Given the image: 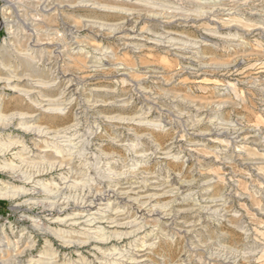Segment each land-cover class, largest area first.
I'll return each mask as SVG.
<instances>
[{"label":"rangeland","instance_id":"1","mask_svg":"<svg viewBox=\"0 0 264 264\" xmlns=\"http://www.w3.org/2000/svg\"><path fill=\"white\" fill-rule=\"evenodd\" d=\"M41 1L0 0V65L21 67L18 54L35 36L34 44L54 39L56 46L48 48L56 54L45 57L39 50L35 64L47 83L54 70L71 80L73 101L54 113L38 111L28 125L55 131L79 125L75 146L59 140L50 148L74 163L65 174L75 180L58 191L52 154L41 159L34 183L24 179L35 169L0 170L1 181L31 189L28 196L0 198L6 203L0 207V257L14 264L34 242L19 264H30L50 244L62 262L84 253L88 264H98L96 245L133 252L132 242H145L152 245L145 253L134 251L146 254L136 257L147 259L143 264H264V0H95L100 10L83 6L63 14L44 10ZM126 17H132L128 30L164 46L127 49L114 28ZM65 30H73L82 52L70 51ZM170 39L179 44L172 51ZM46 85V93L58 98L60 90ZM17 97L0 83V164L22 150L9 152L11 141L31 146L35 139L18 119L7 121L32 111ZM97 101L103 106L94 109ZM143 174L156 182L149 191L160 197L154 204L167 208L176 223L149 217L141 234L136 227L124 231L133 233L127 237L64 247L56 232L70 224L53 222L55 210L35 203L52 197L47 201L76 208L90 191L134 184ZM127 212L128 221L135 211Z\"/></svg>","mask_w":264,"mask_h":264},{"label":"bare ground","instance_id":"2","mask_svg":"<svg viewBox=\"0 0 264 264\" xmlns=\"http://www.w3.org/2000/svg\"><path fill=\"white\" fill-rule=\"evenodd\" d=\"M41 2L44 10L50 9L51 11L58 12L60 14L76 11V9L81 8L83 6L86 8L89 7L93 10H100L99 3L95 0H81L80 2H75L72 0H43ZM84 2H86V5H83ZM100 8L102 9V7ZM213 18L210 22L218 24V20H215ZM94 21L90 20L88 21V23H92V25L94 23L96 24L97 21ZM131 22L132 17H126V20L114 25V28L117 31L120 30L118 31V34H123L120 36V39L124 41L123 45L127 49H134L136 47L144 48L146 44H153L157 47L164 46L162 43V45L159 44V42L149 43V41H147L145 37H140L139 34H135V31L128 30L126 27L130 25ZM103 25H106V23H103ZM64 33L66 41H68L70 45L69 49L71 52H74L77 49H79L78 52H80L82 50L81 48H84L83 44H80L78 41H74L75 33L73 32V30H65ZM50 34L51 33H49V35ZM36 40H38V38H36L35 36L34 43H36ZM170 40L169 42L171 44L168 46H166L165 44V46L172 51L171 47H175L179 44H177L178 42L172 44V42L174 41H172L173 39ZM34 43L30 45L27 51L20 52L18 54V57L23 64H21V67H17L14 69L12 67H3L0 65V83L5 85L6 90L16 93L18 96V101H28V108L32 110L29 113L12 114L10 118L8 117L9 119L7 121L10 120L12 121L11 123H13L15 119H18L20 121L19 126L21 127L23 132H25L26 134L29 133L35 138L31 143V146H27L25 139L24 141H11L7 146L9 152H14L20 148L22 150L21 152L14 153L15 158L12 160V162L0 164V170L3 172H10L12 174H16L21 171V167H29L35 169L38 172L36 171L33 175H29L27 179H24L25 181L28 180L27 182H30L29 180H31L32 183H34V179L38 177H35V174L39 173V170L42 167H40V165H42L41 159L45 158L48 154H52V157H54V161H52L51 170L56 169L60 172L59 183L57 185H54L57 187L58 191H62V189H65L67 187L68 183L73 182L71 181V179L75 180L74 176H69L68 174H65L66 167H69L67 168V170H69L70 168H72L74 163H72V161L65 160V156L60 155L63 154L61 152L62 150L56 151L57 155H54L55 151H52V149L50 148H55L56 146L54 147V143L59 140H66L65 142L70 143L69 147L75 146L74 142L80 139L81 137V128H79L78 124H72L66 127V129L64 128V130L62 131H55L47 126L43 127L28 125V120H35L37 117L36 113H38V111L44 112V110H47L48 112L54 113L59 110V106H64L65 104H72L71 94L74 91L73 84L71 83V80L61 78L59 76V72H57L56 70H54V72L50 74L48 83L43 80V77H41L39 74L40 71L36 66L37 64H35L36 54L39 50H41L43 56H52L56 54L57 51L49 50L48 47H54L56 45L54 39L49 38L42 43H40L39 41L37 44ZM177 47L173 48V50L176 52H180L181 48ZM180 58L184 59L186 57L181 56ZM24 83L25 85L27 84V89L20 88L21 85ZM46 84H51V92L53 91L55 93V91L60 90L58 98L54 97L56 96L54 94L49 95L48 93H46ZM92 105V107L96 109L102 107L103 103L101 104L100 101H97ZM1 109L2 106L0 107V111ZM118 119H120L118 118V116L111 117L112 121H118ZM238 134V138H240L242 133ZM17 162H19V164ZM258 164L259 163H253V165L255 166ZM27 171L28 170H26L25 173ZM18 174H22V172ZM69 174L71 175V173ZM154 184H156V182H150L148 180V174L147 176H144L143 174L140 180L134 184H128L125 186L109 185L105 188L97 190L96 192L90 191L88 195L83 199L82 203L76 208H69V204L66 203L65 200L63 202L47 201L50 200L52 197H45L43 201H37L35 203L48 204L51 208L55 210L57 217H55L56 214L52 215L53 218H51V220L53 222H57L60 224H70V230L66 232L62 230L56 232L58 239L64 247H70L75 245L87 246L91 245V243H94L96 241H100V243H103L104 241H110L112 239L114 240L118 237L122 238L130 236L133 233H124V231L136 227H139L137 229V233L141 234L147 226L144 221L147 220L149 217H156L159 219H164L168 217V220H171L172 224L176 223L177 217L168 212V210H165L167 208H160L156 206V204H154L155 200L157 198H160L156 194L149 193V191L151 190H156V187L153 186ZM26 186L27 185H25V187H19L16 184H13L12 182H3L0 180V198L5 200H14L21 196H28L31 189H28ZM60 186H63L64 188H60ZM38 187L39 185L37 183L34 186V191L37 190ZM45 188L48 187L45 186ZM102 206H105V208L103 209ZM72 209H74V212L70 214L69 211H71ZM127 210L135 211L129 213L132 214V218L130 217V220L128 219V221L126 219L127 217H125L128 214ZM67 213H69L68 216H66ZM79 225L84 226V229H78L77 231L73 230ZM142 244L144 245L140 246L132 242L130 245L134 246V251L144 253L152 246L151 244V246L145 245V242ZM96 247H98L99 252L95 254L96 257L93 261H99L97 262L98 264H143L147 261V259L138 261V259L136 258H143L146 256V254H135L134 251L130 252L128 249H125L122 252H117L119 250L116 249L109 252L107 250H103V248H101L100 246L96 245ZM32 248H34V242H29L26 246L25 252L18 253L14 256V264L21 263L20 259L22 255L27 251H30ZM1 254H3L2 251L0 255ZM76 257V260L62 262L61 260H59L58 254L54 251L53 245L50 244L49 249L46 253H44L43 255H39L37 258H30L29 262L30 264H88V258L85 257L84 253H79L76 255ZM123 258H125L126 260L122 261ZM119 261H122L124 263H119ZM6 263L7 262H5L0 257V264Z\"/></svg>","mask_w":264,"mask_h":264},{"label":"trees","instance_id":"3","mask_svg":"<svg viewBox=\"0 0 264 264\" xmlns=\"http://www.w3.org/2000/svg\"><path fill=\"white\" fill-rule=\"evenodd\" d=\"M6 203L5 202H0V207H5Z\"/></svg>","mask_w":264,"mask_h":264}]
</instances>
